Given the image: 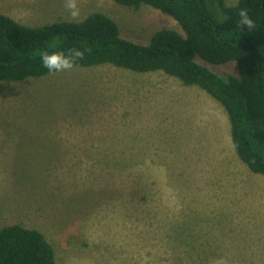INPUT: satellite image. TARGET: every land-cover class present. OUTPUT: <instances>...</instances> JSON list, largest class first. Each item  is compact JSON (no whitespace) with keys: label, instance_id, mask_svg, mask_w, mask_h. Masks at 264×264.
Wrapping results in <instances>:
<instances>
[{"label":"rangeland","instance_id":"1","mask_svg":"<svg viewBox=\"0 0 264 264\" xmlns=\"http://www.w3.org/2000/svg\"><path fill=\"white\" fill-rule=\"evenodd\" d=\"M78 7L73 18L65 0H0V13L30 26L100 11L140 43L182 31L148 4ZM196 59L239 75L236 61ZM235 163L250 170L223 105L163 71L103 64L0 82V228L40 229L57 264H264V187L228 192Z\"/></svg>","mask_w":264,"mask_h":264},{"label":"trees","instance_id":"2","mask_svg":"<svg viewBox=\"0 0 264 264\" xmlns=\"http://www.w3.org/2000/svg\"><path fill=\"white\" fill-rule=\"evenodd\" d=\"M138 7L151 5L174 17L182 31L162 28L148 43L122 35L119 23L96 11L82 20H59L30 26L0 13V82L23 81L47 74L41 51L81 49L74 67L110 64L138 72L163 71L186 85H197L218 100L231 123L239 157L264 175V0H212L224 13L221 23L210 16L206 0H115ZM255 21L239 26V10ZM222 64L236 61L239 75L218 74L196 58ZM0 264H57L45 233L21 223L0 228Z\"/></svg>","mask_w":264,"mask_h":264},{"label":"clouds","instance_id":"3","mask_svg":"<svg viewBox=\"0 0 264 264\" xmlns=\"http://www.w3.org/2000/svg\"><path fill=\"white\" fill-rule=\"evenodd\" d=\"M65 7L70 10V15L76 18L80 15L78 0H65ZM239 26L249 30L255 27L254 19L249 15L246 8L239 10ZM85 55L81 49L41 51V62L49 73L61 72L72 69Z\"/></svg>","mask_w":264,"mask_h":264},{"label":"crops","instance_id":"4","mask_svg":"<svg viewBox=\"0 0 264 264\" xmlns=\"http://www.w3.org/2000/svg\"><path fill=\"white\" fill-rule=\"evenodd\" d=\"M235 162H238V160H236ZM234 166L238 168L236 169L238 172L237 175L234 176L233 174V177L228 176L226 178H224L223 176L224 179L223 186L227 188L228 192L231 193L232 186L234 187L237 186V188L239 189L241 188L245 189L246 187H248L250 191L257 190L258 186L264 187V176H262V174L253 172L251 169L249 170L248 168L244 167L242 164L237 165L235 163ZM249 172H251V174H249Z\"/></svg>","mask_w":264,"mask_h":264}]
</instances>
